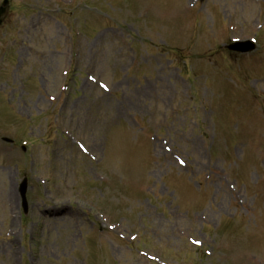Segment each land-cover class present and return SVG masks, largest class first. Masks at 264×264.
Here are the masks:
<instances>
[{
	"label": "rangeland",
	"instance_id": "374dc122",
	"mask_svg": "<svg viewBox=\"0 0 264 264\" xmlns=\"http://www.w3.org/2000/svg\"><path fill=\"white\" fill-rule=\"evenodd\" d=\"M83 1L0 29V264H264V0Z\"/></svg>",
	"mask_w": 264,
	"mask_h": 264
},
{
	"label": "bare ground",
	"instance_id": "6f19581e",
	"mask_svg": "<svg viewBox=\"0 0 264 264\" xmlns=\"http://www.w3.org/2000/svg\"><path fill=\"white\" fill-rule=\"evenodd\" d=\"M91 152L94 153L96 152L94 148L89 147ZM64 200V199H62ZM9 201L12 203L13 202V195L12 193L9 196ZM65 209V204L62 202L60 204L53 203L52 207L46 209L45 216H46V221H56L58 217L64 212ZM68 213H66L64 216H67ZM77 215V214H73Z\"/></svg>",
	"mask_w": 264,
	"mask_h": 264
},
{
	"label": "water",
	"instance_id": "95a60500",
	"mask_svg": "<svg viewBox=\"0 0 264 264\" xmlns=\"http://www.w3.org/2000/svg\"><path fill=\"white\" fill-rule=\"evenodd\" d=\"M6 13H7V9L6 8H3L1 10V12H0V25L2 24L3 19H4L5 15H6ZM26 190H27V186H26V183H25L24 186H23V189H22L23 198H24V196L26 194Z\"/></svg>",
	"mask_w": 264,
	"mask_h": 264
}]
</instances>
